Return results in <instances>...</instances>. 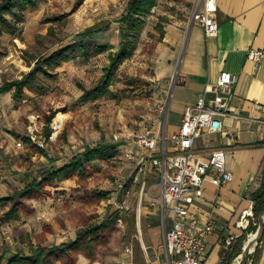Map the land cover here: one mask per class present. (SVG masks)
I'll return each mask as SVG.
<instances>
[{
    "label": "rangeland",
    "instance_id": "obj_1",
    "mask_svg": "<svg viewBox=\"0 0 264 264\" xmlns=\"http://www.w3.org/2000/svg\"><path fill=\"white\" fill-rule=\"evenodd\" d=\"M128 1L42 0L36 8H29L23 18L17 19V35L7 32L0 35V86L22 78L38 58L73 42L78 33L119 22L127 12ZM198 1L157 0V5L144 18L135 54L117 72L120 81L112 86L115 98L82 100V86L92 87L102 75L106 54H101L81 59L78 67H71L74 71L69 78H59L60 67L65 62L54 69L58 72L55 77L40 74L37 88L25 89L23 98L42 94L43 101L30 97L24 102L13 97L11 105L0 109V142L3 143L0 151L9 152L6 159L0 160V194L14 196L13 201L0 203V250L13 249L11 253L31 255L39 245H59L76 236L79 230L112 221L106 231L99 233L101 240L95 241L91 250L62 253L48 264H125L127 246L136 249L139 245L136 236H139L140 220L144 219L140 209L142 183L136 179L133 162L124 158L125 150L130 148L125 138L135 134L143 117L153 109L150 58L164 35V27L175 19H188ZM97 6L98 10L94 11ZM54 17L59 19L49 21ZM84 69L86 72H82ZM125 80L133 85L124 83ZM54 91L57 94L51 95ZM51 115L54 116L48 125ZM57 118L61 127L54 135ZM179 123V117L171 110L167 131L170 125ZM30 127L38 137L53 136L43 151L28 137ZM115 133L124 138L116 141ZM18 141L22 142L21 146ZM103 143L120 146L116 157L85 162L84 168L68 179H46L47 170L58 168L65 158ZM119 181L131 189L129 195L118 188ZM146 181L145 191L159 206L162 184L158 171ZM33 182L38 183L35 188H31ZM14 204L17 216L9 215ZM252 220L254 216L249 224ZM160 228L163 230V226ZM253 233H248L244 246ZM230 243L223 242L218 264H227L234 239ZM255 247L247 254L245 264H253ZM235 260L236 257L231 264Z\"/></svg>",
    "mask_w": 264,
    "mask_h": 264
},
{
    "label": "crops",
    "instance_id": "obj_2",
    "mask_svg": "<svg viewBox=\"0 0 264 264\" xmlns=\"http://www.w3.org/2000/svg\"><path fill=\"white\" fill-rule=\"evenodd\" d=\"M217 4V34L208 36L203 27L193 23L191 15L186 20L175 19L164 27V35L150 58L151 85L156 81L162 84L170 100L169 113L173 110L179 117L178 125L169 126V136L180 128L185 108L197 101L206 86L215 84L222 71L237 76L229 114L222 118L223 129L206 133L195 143L196 157H206L214 149L223 148L227 154L226 166L232 173V180L222 186L205 180L201 197L193 204L201 223L211 219L216 225V230L207 238L203 264H218L223 242H231L243 233L239 220L247 209L253 212L252 194L261 186L264 171V57L258 65L248 59L251 49L264 50V0H217ZM91 38L100 43H110L116 49L121 38L120 23L110 24ZM105 54L104 66L108 63V53ZM83 58L65 62L60 67L59 78H69L74 71L71 67H78ZM172 80L176 83L166 88V83ZM13 91L0 94V109L12 104ZM50 93L56 95L57 91ZM30 97H36L39 102L44 99L42 94H33L26 97L27 100ZM8 141L10 147V138ZM130 147L135 148L134 145ZM8 155V151H0V160ZM43 158L41 155L40 159ZM70 159L65 158L58 167ZM154 172L157 168L150 167L146 179ZM5 195L0 194V197ZM141 203L144 219L143 222L140 220L139 236H136L139 245L136 249L132 245V254L125 250V264H168L164 227L163 230L160 228L163 226L160 206L153 202L147 191ZM169 225L170 219L167 218L166 226ZM70 237L74 239L76 236ZM256 246L253 264H264V236ZM12 250H0V254H4L1 264H7L13 255L19 253H11Z\"/></svg>",
    "mask_w": 264,
    "mask_h": 264
},
{
    "label": "built area",
    "instance_id": "obj_3",
    "mask_svg": "<svg viewBox=\"0 0 264 264\" xmlns=\"http://www.w3.org/2000/svg\"><path fill=\"white\" fill-rule=\"evenodd\" d=\"M95 10H98V6ZM217 13V0H199L191 17L193 23L203 27L205 33L212 36L219 29ZM263 57V49H251L248 53V59L256 65ZM236 81L235 74L222 71L217 82L206 86L197 101L185 108L181 126L171 136L167 133L170 109L168 92L156 81L152 86V111L143 117L135 134L125 138L128 144L135 146L125 150L124 158L133 162L136 179L142 183L141 199L146 192L149 168H157L161 177L162 196L159 206L163 216L168 264H203L207 238L216 230L213 220L200 222L193 204L201 197L205 180L209 179L213 184L222 186L232 180V173L226 166L227 154L223 148L214 149L206 157H196L195 143L204 134L223 129L222 118L229 114ZM174 82H167L166 88H170ZM29 129L28 137L40 148L44 149L48 140L53 138L38 137L34 129ZM123 138L118 133L114 134L116 141ZM18 145L21 146L22 142L18 141ZM125 185L124 181L118 182V188L129 195L131 189L125 188ZM252 216L253 212L248 216L243 214L241 220L246 219V225L241 227L246 229ZM167 218L170 219L169 226H166ZM126 252L132 254V247L127 246Z\"/></svg>",
    "mask_w": 264,
    "mask_h": 264
},
{
    "label": "trees",
    "instance_id": "obj_4",
    "mask_svg": "<svg viewBox=\"0 0 264 264\" xmlns=\"http://www.w3.org/2000/svg\"><path fill=\"white\" fill-rule=\"evenodd\" d=\"M42 0H1L0 1V35L4 32L12 35H17L18 23L17 19L23 18L25 11L29 8H36L38 3ZM157 5V0H129L127 3V12L120 19L121 41L118 47L110 43H100L93 40V34L102 31L106 28H89L84 32L78 33L73 42L62 45L51 51L48 55H42L37 59L33 68L23 75L20 79L6 81L0 86V94L4 92L13 91L14 99L22 100L25 89L33 90L37 88V81L40 74L49 77H55L58 72L54 69L61 66L64 62H68L78 57L93 58L95 56L108 53V63L103 67V73L98 82L92 87H83L82 100L84 102L95 100L99 97L108 96L115 98L116 94L112 90L115 82L120 81L117 74L120 66L128 59H130L136 52L138 46L137 37L142 31L144 18L151 13ZM59 17L50 18L49 21H55ZM161 29L163 26L158 25ZM54 71V72H52ZM124 83L133 85L132 81L125 80ZM54 115L48 117V125L51 123ZM50 129H46V135L49 136ZM30 141V140H29ZM35 145L38 149L43 151V148ZM118 145L112 143L98 144L94 147L86 148L84 152L74 155L70 161L61 167L47 170L48 177L46 179H68L84 168L85 162L94 160H110L116 157ZM38 183L33 182L31 188H35ZM103 195H106L104 193ZM14 196L0 197V203L13 201ZM253 216L249 226L244 229L243 233L234 238L232 243V251L229 256L227 264H231L232 260L243 252V246L247 239L249 232H255L260 224L261 215L264 213V171L262 175L261 186L252 194ZM17 216V207L14 204L9 212ZM112 225V221L102 222L98 225L90 226L79 230L74 239L62 242L59 245L46 247L39 245L31 255H23L17 253L13 255L7 264H48L53 261V257H58L62 253H68L74 250L87 249L91 250L95 241L101 240L100 234L106 231ZM264 236V235H263ZM231 244V243H230ZM257 251V246L256 250ZM91 252V251H90ZM247 256V255H246ZM246 256L244 260L246 261ZM254 257H252V260ZM4 259V254H0V264ZM223 262V261H222ZM222 264V263H221Z\"/></svg>",
    "mask_w": 264,
    "mask_h": 264
},
{
    "label": "water",
    "instance_id": "obj_5",
    "mask_svg": "<svg viewBox=\"0 0 264 264\" xmlns=\"http://www.w3.org/2000/svg\"><path fill=\"white\" fill-rule=\"evenodd\" d=\"M264 235V213L261 215V221L260 224L255 231L254 235L247 241V244L243 247V252L241 253L242 255V264H245V256L250 252V249L252 246L256 245Z\"/></svg>",
    "mask_w": 264,
    "mask_h": 264
},
{
    "label": "bare ground",
    "instance_id": "obj_6",
    "mask_svg": "<svg viewBox=\"0 0 264 264\" xmlns=\"http://www.w3.org/2000/svg\"><path fill=\"white\" fill-rule=\"evenodd\" d=\"M58 115L61 116V114H58ZM54 127H55L54 135H56V134L59 132V129H60V127H61V123H60V121L58 120V118L56 119V121H55V123H54ZM251 212H252L251 209H247V210L244 212V214H245V216H248L249 214H251ZM239 225H240V226H244V225H246V219L239 220ZM253 235H254V233H253ZM246 244H247V242H246ZM253 249H254V246L251 247L250 252L253 251ZM241 259H242V255L240 254V255H238V256L236 257V260L234 261L233 264H240V263H241Z\"/></svg>",
    "mask_w": 264,
    "mask_h": 264
}]
</instances>
